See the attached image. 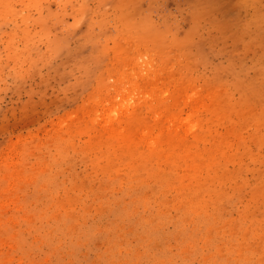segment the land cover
Here are the masks:
<instances>
[{"label":"rangeland","instance_id":"374dc122","mask_svg":"<svg viewBox=\"0 0 264 264\" xmlns=\"http://www.w3.org/2000/svg\"><path fill=\"white\" fill-rule=\"evenodd\" d=\"M0 264H264V0H0Z\"/></svg>","mask_w":264,"mask_h":264}]
</instances>
